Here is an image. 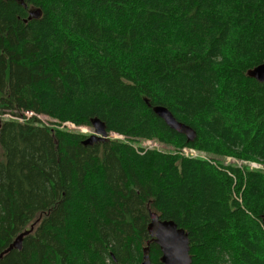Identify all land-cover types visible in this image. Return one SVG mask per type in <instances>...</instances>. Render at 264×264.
I'll use <instances>...</instances> for the list:
<instances>
[{
  "label": "trees",
  "instance_id": "obj_1",
  "mask_svg": "<svg viewBox=\"0 0 264 264\" xmlns=\"http://www.w3.org/2000/svg\"><path fill=\"white\" fill-rule=\"evenodd\" d=\"M262 62L264 0H0V252L39 219L0 264H139L150 210L191 264H264V172L135 146L264 163ZM94 117L123 138L60 127Z\"/></svg>",
  "mask_w": 264,
  "mask_h": 264
},
{
  "label": "water",
  "instance_id": "obj_2",
  "mask_svg": "<svg viewBox=\"0 0 264 264\" xmlns=\"http://www.w3.org/2000/svg\"><path fill=\"white\" fill-rule=\"evenodd\" d=\"M40 15V8H30L24 20H30ZM246 74L259 82H264V62L249 68ZM145 102L148 103L147 99H145ZM148 105L150 104L148 103ZM152 110L169 128L185 135L187 141L194 139L195 130L184 122L177 120L167 107L154 105ZM90 126L93 128V133L82 139L83 145H92L94 142L104 141L108 138L109 132L106 130L104 122L99 118H92ZM149 218L147 232L150 239L146 241L145 246L142 248V259L139 264H154L150 259V242L158 245L161 251L159 260L162 264H191L188 232L184 228L179 227L172 219L159 218L154 211H149ZM38 220L31 224L28 229H24L14 237L12 242L0 252V259L12 249H21L23 237L33 231L34 225ZM262 223L264 227V212L262 213Z\"/></svg>",
  "mask_w": 264,
  "mask_h": 264
},
{
  "label": "rangeland",
  "instance_id": "obj_3",
  "mask_svg": "<svg viewBox=\"0 0 264 264\" xmlns=\"http://www.w3.org/2000/svg\"><path fill=\"white\" fill-rule=\"evenodd\" d=\"M26 116H31L32 113L31 112H25ZM36 115L40 121L48 126H56L55 124H53L51 121V119L49 117H47L46 115H38V114H34ZM12 117L10 114H0V119H4V118H10ZM61 128H68L71 129L73 131H78L81 133H84L86 135H89L91 133H93V128L91 126H75L73 124L67 123L65 127L60 126ZM108 138H116V139H122L123 136L116 134V133H109V137ZM136 147H143V148H148V147H152L153 149L162 151V152H174V153H179L180 155H187V156H195V158H201L204 160H208L210 162H212L215 165L221 166V167H227L229 165L234 166V167H238V168H247V169H253V170H260L262 172H264V163L262 162H258V161H245L243 162V160H239V159H234L231 156H216V157H212L202 151L199 150H182V151H178L176 148L168 146L166 144H163L161 142H159L158 140H140L136 143L135 145Z\"/></svg>",
  "mask_w": 264,
  "mask_h": 264
},
{
  "label": "built area",
  "instance_id": "obj_4",
  "mask_svg": "<svg viewBox=\"0 0 264 264\" xmlns=\"http://www.w3.org/2000/svg\"><path fill=\"white\" fill-rule=\"evenodd\" d=\"M66 124L67 123H65V124H63V126H66ZM71 124V123H70ZM151 141V140H150ZM143 148V147H142ZM143 149H153L152 147H146V148H143ZM182 150H194L195 151V149H192V148H182L180 151H182ZM184 156V155H183ZM186 157H195V156H187V155H185ZM243 162H245V161H243Z\"/></svg>",
  "mask_w": 264,
  "mask_h": 264
}]
</instances>
